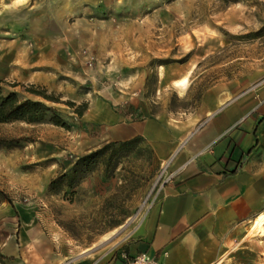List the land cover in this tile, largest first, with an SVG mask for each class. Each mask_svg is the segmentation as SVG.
I'll list each match as a JSON object with an SVG mask.
<instances>
[{
    "label": "rangeland",
    "instance_id": "374dc122",
    "mask_svg": "<svg viewBox=\"0 0 264 264\" xmlns=\"http://www.w3.org/2000/svg\"><path fill=\"white\" fill-rule=\"evenodd\" d=\"M233 80L264 81V0H0L4 91L52 107L69 127L0 124V140L10 144L0 147V210L14 219L5 228L27 230L24 258L63 261L122 242L165 180V165L141 139L73 179L79 158L110 143L76 107L99 100L180 118L206 89Z\"/></svg>",
    "mask_w": 264,
    "mask_h": 264
},
{
    "label": "crops",
    "instance_id": "0c3cea01",
    "mask_svg": "<svg viewBox=\"0 0 264 264\" xmlns=\"http://www.w3.org/2000/svg\"><path fill=\"white\" fill-rule=\"evenodd\" d=\"M81 119L106 143L140 138L165 165L145 220L122 242L36 261L24 258L27 230L5 228L14 219L0 210V264H122L142 253L161 264H260L253 223L264 214V81L215 84L180 118L98 100Z\"/></svg>",
    "mask_w": 264,
    "mask_h": 264
},
{
    "label": "trees",
    "instance_id": "16d2710c",
    "mask_svg": "<svg viewBox=\"0 0 264 264\" xmlns=\"http://www.w3.org/2000/svg\"><path fill=\"white\" fill-rule=\"evenodd\" d=\"M16 86L17 85H11L10 87L14 88ZM4 87L5 83L3 81H0V124L23 122L28 125L51 124L64 129L69 128L60 114L52 107H49L44 103L38 101H21L15 92L6 93L4 91ZM30 91L31 94L42 97L46 101L55 102L53 98L47 96L44 92H40L37 90ZM70 107L74 108V105L70 104ZM86 111L87 105L83 104L76 107L74 113L78 118L81 119ZM138 139L140 138H134L125 142H110L109 144L104 145L102 148L79 158L72 167L70 176L73 179L83 178V176L86 173L90 172L101 159L106 157L109 151L116 149V147L122 148L130 146L134 144ZM0 147L8 148L10 147V144H7V142L4 140H0ZM111 157L112 155L109 156L108 162L112 159ZM70 176L68 175V177ZM66 177L67 175H62L60 180L52 181L50 183V188L55 189L58 185H62L61 183H58Z\"/></svg>",
    "mask_w": 264,
    "mask_h": 264
},
{
    "label": "built area",
    "instance_id": "2783aa9c",
    "mask_svg": "<svg viewBox=\"0 0 264 264\" xmlns=\"http://www.w3.org/2000/svg\"><path fill=\"white\" fill-rule=\"evenodd\" d=\"M122 264H161L155 259L149 257L147 254L142 253L133 257L132 259L122 263Z\"/></svg>",
    "mask_w": 264,
    "mask_h": 264
},
{
    "label": "bare ground",
    "instance_id": "6f19581e",
    "mask_svg": "<svg viewBox=\"0 0 264 264\" xmlns=\"http://www.w3.org/2000/svg\"><path fill=\"white\" fill-rule=\"evenodd\" d=\"M187 83V79L184 78L177 82L178 87H183ZM253 229L258 230L259 237L262 238L264 236V214L261 215L254 223H253Z\"/></svg>",
    "mask_w": 264,
    "mask_h": 264
}]
</instances>
